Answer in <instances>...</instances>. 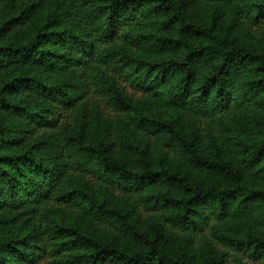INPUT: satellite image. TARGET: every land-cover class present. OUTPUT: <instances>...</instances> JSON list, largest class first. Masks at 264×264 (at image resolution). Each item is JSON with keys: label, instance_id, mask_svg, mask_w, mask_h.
Wrapping results in <instances>:
<instances>
[{"label": "trees", "instance_id": "16d2710c", "mask_svg": "<svg viewBox=\"0 0 264 264\" xmlns=\"http://www.w3.org/2000/svg\"><path fill=\"white\" fill-rule=\"evenodd\" d=\"M0 264H264V0H0Z\"/></svg>", "mask_w": 264, "mask_h": 264}]
</instances>
